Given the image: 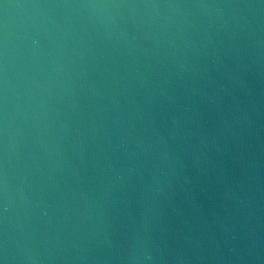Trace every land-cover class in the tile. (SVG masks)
Instances as JSON below:
<instances>
[{
  "label": "water",
  "instance_id": "1",
  "mask_svg": "<svg viewBox=\"0 0 264 264\" xmlns=\"http://www.w3.org/2000/svg\"><path fill=\"white\" fill-rule=\"evenodd\" d=\"M260 2L0 0V237L17 264L264 242Z\"/></svg>",
  "mask_w": 264,
  "mask_h": 264
},
{
  "label": "clouds",
  "instance_id": "2",
  "mask_svg": "<svg viewBox=\"0 0 264 264\" xmlns=\"http://www.w3.org/2000/svg\"><path fill=\"white\" fill-rule=\"evenodd\" d=\"M100 5H94L97 7ZM107 7L108 5H102ZM201 7H220V5H200ZM226 7H240L237 5H225ZM246 7H257L256 4H247ZM264 7V0H261L260 5ZM38 42V41H35ZM2 191L5 203L3 205V213H7L8 205L6 203L8 196V186L6 178L2 181ZM46 214V213H45ZM6 219V216H5ZM3 236L0 237V264H17L18 256L16 252L10 248L7 228L3 230ZM213 248L209 254L197 253L194 256L189 255L183 250H172L156 246L145 247L139 249V255L135 252L130 255L131 264H169L174 261L175 264H193L194 260L199 264H249V261H259V264H264V242L252 240L250 243L245 242L242 236L233 231L230 234H225L221 239H217L215 234H212ZM155 251V255L153 254ZM29 260L35 261L32 257Z\"/></svg>",
  "mask_w": 264,
  "mask_h": 264
}]
</instances>
